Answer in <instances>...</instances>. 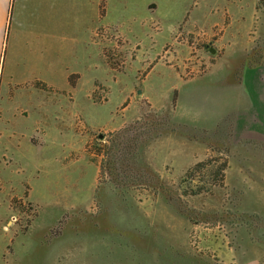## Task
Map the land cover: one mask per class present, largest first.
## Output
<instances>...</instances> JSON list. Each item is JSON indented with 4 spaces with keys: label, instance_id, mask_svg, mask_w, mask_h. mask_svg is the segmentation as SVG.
Segmentation results:
<instances>
[{
    "label": "rangeland",
    "instance_id": "1",
    "mask_svg": "<svg viewBox=\"0 0 264 264\" xmlns=\"http://www.w3.org/2000/svg\"><path fill=\"white\" fill-rule=\"evenodd\" d=\"M202 47L188 74L162 60L119 75L132 90L125 103H106L98 83L94 119H77L69 153L49 149L39 171L0 173L10 264H264V119L230 117L214 45ZM130 127L143 134L142 163L127 187L100 184L95 153Z\"/></svg>",
    "mask_w": 264,
    "mask_h": 264
},
{
    "label": "crops",
    "instance_id": "2",
    "mask_svg": "<svg viewBox=\"0 0 264 264\" xmlns=\"http://www.w3.org/2000/svg\"><path fill=\"white\" fill-rule=\"evenodd\" d=\"M100 28L122 37L125 71L105 62L115 41L98 38ZM205 42L230 117L264 119V0H0V173L39 171L49 149L69 153L77 117L94 119L99 85L106 103H125L132 90L119 75L142 61L152 73L162 60L188 74ZM10 263L0 245V264Z\"/></svg>",
    "mask_w": 264,
    "mask_h": 264
},
{
    "label": "trees",
    "instance_id": "3",
    "mask_svg": "<svg viewBox=\"0 0 264 264\" xmlns=\"http://www.w3.org/2000/svg\"><path fill=\"white\" fill-rule=\"evenodd\" d=\"M136 127L124 128L110 135L107 145H103L95 156L101 157L100 179L102 184L106 176H111L113 182H118L122 187H127L128 178L135 174L142 163L143 151L140 142L143 134ZM105 138V137H103ZM200 164L199 166H205ZM220 167V173L223 172Z\"/></svg>",
    "mask_w": 264,
    "mask_h": 264
},
{
    "label": "built area",
    "instance_id": "4",
    "mask_svg": "<svg viewBox=\"0 0 264 264\" xmlns=\"http://www.w3.org/2000/svg\"><path fill=\"white\" fill-rule=\"evenodd\" d=\"M97 37L101 39H110L111 41H115L113 43V47L108 48L105 56L107 57V60L113 61V67L117 71H123L125 70L126 61L127 60L123 53V49L125 46V43L122 39V37L119 35L118 31L114 28H100L97 31ZM77 119H81L78 117ZM81 126L83 128V124L81 123Z\"/></svg>",
    "mask_w": 264,
    "mask_h": 264
},
{
    "label": "water",
    "instance_id": "5",
    "mask_svg": "<svg viewBox=\"0 0 264 264\" xmlns=\"http://www.w3.org/2000/svg\"><path fill=\"white\" fill-rule=\"evenodd\" d=\"M210 51H211L212 54H216L217 53V51L215 49H213V48Z\"/></svg>",
    "mask_w": 264,
    "mask_h": 264
}]
</instances>
